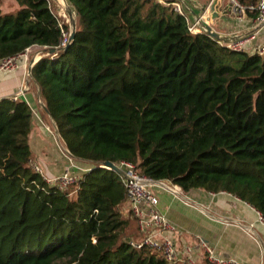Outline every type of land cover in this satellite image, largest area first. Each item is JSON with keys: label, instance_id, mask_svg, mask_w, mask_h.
<instances>
[{"label": "trees", "instance_id": "16d2710c", "mask_svg": "<svg viewBox=\"0 0 264 264\" xmlns=\"http://www.w3.org/2000/svg\"><path fill=\"white\" fill-rule=\"evenodd\" d=\"M15 1L0 11V61L41 49L29 84L88 171L71 192L47 184L32 165L30 107L0 99V264H168L129 246L141 234L105 162L229 194L264 220V56L191 34L169 0H67L71 41L50 0Z\"/></svg>", "mask_w": 264, "mask_h": 264}, {"label": "crops", "instance_id": "0c3cea01", "mask_svg": "<svg viewBox=\"0 0 264 264\" xmlns=\"http://www.w3.org/2000/svg\"><path fill=\"white\" fill-rule=\"evenodd\" d=\"M167 1V0H161ZM198 3L192 8L199 13L201 7L209 5L213 0H194ZM217 1V2H216ZM214 12L217 18L211 22V12L205 14L206 23L213 31L228 38L246 35L254 29V16L248 15L247 20L237 23L232 15L231 0H215ZM264 45V27L254 34L249 42V50L253 51ZM30 62L41 55V49L32 47ZM22 91V97L34 115V106L38 111L42 106L38 98V91L25 80L23 70L0 73V99L16 96ZM33 136L35 137V150L39 151L45 167L42 168L43 177L53 178L67 170L68 166L55 164V159L44 147L41 132L36 129L30 134V149L32 152ZM34 147V146H33ZM76 164L88 168L85 162ZM169 182H155L150 188L157 199L158 208L173 227L167 237L175 241L177 248L182 251L184 247L192 249L191 260L193 264H205L204 250L201 241L214 247L217 254L225 259H231L235 264H264V220L249 205L226 193L210 194L201 190L183 192L184 196L175 197L167 188ZM184 261L175 264H186Z\"/></svg>", "mask_w": 264, "mask_h": 264}, {"label": "built area", "instance_id": "2783aa9c", "mask_svg": "<svg viewBox=\"0 0 264 264\" xmlns=\"http://www.w3.org/2000/svg\"><path fill=\"white\" fill-rule=\"evenodd\" d=\"M156 1L163 3L161 0ZM173 5L174 9L180 15L185 17L188 24V31L191 34L199 32V29L195 24H189L186 16L181 10L180 5L177 3H173ZM231 10L234 20L239 24L247 20L248 12H255L256 17L254 18V29H251L252 31L246 35L237 36V39L231 43H219L226 45L228 49L234 52L251 54L255 53L259 56H264V45L262 47L256 48L253 51H250L248 47L249 42L252 40L254 34H256L259 29L264 27V0H258V3L254 6H243L238 2L231 0ZM205 18V14L202 15V20L206 21ZM64 36L65 38L63 45L66 42V35ZM30 49L31 48L25 50L24 53L17 57L0 61V70L12 72L20 68H24L26 69L24 76L31 77V68L37 62L39 57L30 62ZM22 95V91H19V93L16 96H13L12 99L18 100L20 97H22ZM54 140L57 142L55 135ZM58 148H60L59 141ZM62 155L68 161V168L66 171L56 177H43L42 170L37 166L33 167L34 170L43 177L47 184L57 186L61 190H66L69 187L76 186L79 176L82 173L87 172L88 168L77 166L73 162L74 158H72L67 150L62 151ZM115 166L121 169L124 173V177H120V182L126 191L127 200L130 206L129 209L132 213V216L136 219L139 233L141 234L139 239H131L129 241V246L134 250H142L144 248L153 250L154 252L158 253L159 256L168 264H175L181 261L183 262L184 258L186 259V264H193L191 260L192 249L190 247H184L183 250L180 251L177 248L175 241L165 235V233H171L173 231V227L159 210L157 199L150 190L155 182L145 176L140 175L132 164L120 163L119 165ZM167 191H169L175 197L180 198L181 196H184L182 189L177 186L172 185L171 187L167 188ZM200 244L204 250L205 260L209 264H235V262L231 259L220 257L214 247L207 245L203 241H201Z\"/></svg>", "mask_w": 264, "mask_h": 264}, {"label": "rangeland", "instance_id": "374dc122", "mask_svg": "<svg viewBox=\"0 0 264 264\" xmlns=\"http://www.w3.org/2000/svg\"><path fill=\"white\" fill-rule=\"evenodd\" d=\"M18 8H19V6L15 0H0V11L2 13H9V14L15 13ZM50 8L57 15V17H59L60 19L64 20L66 23H68V17H67V15H66V13L63 10L61 5H59L56 1L50 0ZM208 8H209V6H208ZM205 22H208V21H205ZM31 53H30V57H31ZM21 70H23L24 75H25L26 69L21 68ZM31 70H32V68H31ZM0 73L7 74L9 72H7V70H0ZM25 80H28V82H29L32 80V77H25ZM35 107L36 106H34V109H33L34 115L32 117V122H31L32 123V131L34 128V131L36 129H38L41 132V136H42L43 141H44V147L48 149V152H50V155L55 159V164H58L59 166H64V164H66V167H67L68 161L62 155V151L66 150V149L64 148V145L58 136V133L55 129L54 124L52 123L51 119L45 114V112H43L42 107H40L38 111L36 110L37 107H36V109H35ZM54 135L57 138V142H55V140H54ZM35 140L36 139L33 136L34 143L32 142V145L34 147L32 146V152H33V154H31L32 155V165L37 166L38 168H40L43 171L42 168L45 167V162L43 161V158H42L41 154L39 153V151L35 150V145H36ZM58 141H59V146L61 149L58 148ZM73 162L76 164H80V162L75 160V159H73ZM73 189H74V187H69L67 190L69 192H71V191H73ZM125 208L126 209L130 208L129 203H127Z\"/></svg>", "mask_w": 264, "mask_h": 264}, {"label": "water", "instance_id": "95a60500", "mask_svg": "<svg viewBox=\"0 0 264 264\" xmlns=\"http://www.w3.org/2000/svg\"><path fill=\"white\" fill-rule=\"evenodd\" d=\"M53 1H56L59 5L62 6L63 10L65 11V13L68 17V23L71 27V33L69 35V41H71L73 39L74 29H75L74 11L71 8V6L69 5L67 0H53ZM169 1H172L173 3L179 4L182 12L184 13V15L186 16V18L189 22V24L190 25L195 24L196 27L199 29V31H202L203 33H205L206 35H208L212 39L219 41V42H222L224 44L231 43L237 39V37L228 38V37H224V36L220 35L219 33L213 31V29L210 27V25L208 23H206L204 20H202V15L206 14L207 11L211 12V15H210L211 22L217 18V13L214 12L215 5H216L217 1L215 2V0H213L209 5L201 7L199 9V13H197L191 6V5H193V6L198 5V3L194 0H169ZM208 6H209V8H208ZM54 52H55L54 49L49 50L50 54H52ZM41 107L47 113L46 108L43 105ZM103 167L111 170L118 177H121V178L124 177L123 171L110 162H105L103 164Z\"/></svg>", "mask_w": 264, "mask_h": 264}]
</instances>
